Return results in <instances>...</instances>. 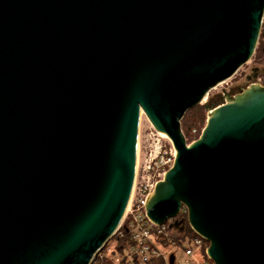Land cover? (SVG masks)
Wrapping results in <instances>:
<instances>
[{"label":"water","instance_id":"95a60500","mask_svg":"<svg viewBox=\"0 0 264 264\" xmlns=\"http://www.w3.org/2000/svg\"><path fill=\"white\" fill-rule=\"evenodd\" d=\"M263 25L264 0H0V264L95 262L133 192L141 112L175 151L148 220L176 227L183 207L213 264H264V87L205 106L192 144L180 130Z\"/></svg>","mask_w":264,"mask_h":264},{"label":"built area","instance_id":"2783aa9c","mask_svg":"<svg viewBox=\"0 0 264 264\" xmlns=\"http://www.w3.org/2000/svg\"><path fill=\"white\" fill-rule=\"evenodd\" d=\"M252 84L264 87V77H256ZM174 159L175 151L172 147L169 157L160 150L155 155H149L140 171L136 160L133 192L120 224L127 229L132 244L122 256L116 255L113 258V264H121L124 258L128 264H213L204 261L210 260L206 254L209 244L206 246V241L202 237L194 233L193 237L186 238L179 245L171 239L172 231L169 232L172 229V220L157 226L146 217L145 202L172 167ZM180 214L187 216L186 209L182 207ZM157 239L166 241L169 247L167 251L160 248ZM198 256L203 261L198 260Z\"/></svg>","mask_w":264,"mask_h":264},{"label":"rangeland","instance_id":"374dc122","mask_svg":"<svg viewBox=\"0 0 264 264\" xmlns=\"http://www.w3.org/2000/svg\"><path fill=\"white\" fill-rule=\"evenodd\" d=\"M262 30V29H261ZM260 38V37H259ZM259 42V41H258ZM255 54V52H254ZM253 69H258V73L256 77H264V60H259L257 55H253V57L246 64L239 67L236 73L226 81L219 83L217 86L208 91L205 95L204 99L189 109L184 114V120L180 121V130L185 139L186 145H190L195 142L201 135L205 125L207 118L209 116L208 109L205 106H216L221 103L227 102L225 95L232 100L236 98L240 93H238L237 88L249 86V83L246 82V78L248 76L253 75ZM251 82H255V79ZM244 90L246 88H243ZM224 92H223V91ZM229 92H232L233 95L230 96ZM225 93V94H224ZM202 109L204 121L201 122L197 117L196 111L198 109ZM183 119V118H182ZM181 119V120H182ZM185 123V124H184ZM160 150L167 154L172 153V145L168 138H162L151 126L145 115L141 112L139 117L138 124V137H137V157L138 160V169L140 171L141 167L148 160L149 155H155L157 151ZM169 226V223L167 224ZM181 232L172 230L171 235H176ZM113 241L107 245V250H110L113 247ZM176 248V247H172ZM171 250V249H170ZM108 252V251H107ZM198 260L203 261V259L198 256ZM207 263H212L211 260H204Z\"/></svg>","mask_w":264,"mask_h":264},{"label":"trees","instance_id":"16d2710c","mask_svg":"<svg viewBox=\"0 0 264 264\" xmlns=\"http://www.w3.org/2000/svg\"><path fill=\"white\" fill-rule=\"evenodd\" d=\"M257 55V58L259 60H264V25L262 26L259 42L257 44L255 54L254 56ZM197 117L200 119L201 122L204 121L203 117V112L202 109H198L196 111ZM184 120H181V122ZM185 124V123H184ZM177 226L172 227V229L169 230L171 232L172 230H176L180 233L176 235H171V239L175 241L177 244H181L186 238H191L195 234L194 232L190 229L188 223H187V216L186 214H180L177 218ZM110 241H113L114 245L110 250H107V245L110 243ZM130 236L128 234L127 229L124 227V225H121L115 235L109 239V241L106 243V245L103 247V249L99 252V254L96 257V260L93 264H113V258L116 255L122 256L124 254V251L127 250L130 245ZM157 244L160 246V248L164 251H167L169 248L166 241L162 239H157ZM206 246H208V242H206ZM108 251V252H107ZM121 264H128L127 260L124 258L123 261H121Z\"/></svg>","mask_w":264,"mask_h":264},{"label":"flooded vegetation","instance_id":"af4514ba","mask_svg":"<svg viewBox=\"0 0 264 264\" xmlns=\"http://www.w3.org/2000/svg\"><path fill=\"white\" fill-rule=\"evenodd\" d=\"M248 78H250V81L248 80ZM256 79V78H255ZM252 80H254L253 78H252V75L251 76H248L247 78H246V82L247 83H249V85H251L253 82H251ZM243 88H247V86H245V87H239V88H237V91H238V93H240L242 90H244ZM229 95L230 96H232L233 95V93L232 92H229Z\"/></svg>","mask_w":264,"mask_h":264},{"label":"bare ground","instance_id":"6f19581e","mask_svg":"<svg viewBox=\"0 0 264 264\" xmlns=\"http://www.w3.org/2000/svg\"><path fill=\"white\" fill-rule=\"evenodd\" d=\"M159 134V133H158ZM162 138L166 139L167 137L166 136H163V135H160Z\"/></svg>","mask_w":264,"mask_h":264}]
</instances>
